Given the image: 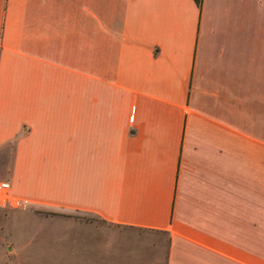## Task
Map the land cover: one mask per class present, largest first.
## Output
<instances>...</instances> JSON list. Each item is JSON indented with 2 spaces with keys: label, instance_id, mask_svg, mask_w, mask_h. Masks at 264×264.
<instances>
[{
  "label": "crops",
  "instance_id": "1",
  "mask_svg": "<svg viewBox=\"0 0 264 264\" xmlns=\"http://www.w3.org/2000/svg\"><path fill=\"white\" fill-rule=\"evenodd\" d=\"M0 152L65 264H264V0H0Z\"/></svg>",
  "mask_w": 264,
  "mask_h": 264
},
{
  "label": "rangeland",
  "instance_id": "2",
  "mask_svg": "<svg viewBox=\"0 0 264 264\" xmlns=\"http://www.w3.org/2000/svg\"><path fill=\"white\" fill-rule=\"evenodd\" d=\"M7 160L6 154L0 152V181H8ZM68 219L85 221L94 225V230L104 227L109 234H117L116 229L107 230L91 215L53 213L23 206L0 210V264H65L62 253L70 250V244L61 249L56 237L72 235L62 224ZM95 234L102 233L95 231Z\"/></svg>",
  "mask_w": 264,
  "mask_h": 264
},
{
  "label": "built area",
  "instance_id": "3",
  "mask_svg": "<svg viewBox=\"0 0 264 264\" xmlns=\"http://www.w3.org/2000/svg\"><path fill=\"white\" fill-rule=\"evenodd\" d=\"M23 203L15 197L8 181H0V210L22 207Z\"/></svg>",
  "mask_w": 264,
  "mask_h": 264
},
{
  "label": "trees",
  "instance_id": "4",
  "mask_svg": "<svg viewBox=\"0 0 264 264\" xmlns=\"http://www.w3.org/2000/svg\"><path fill=\"white\" fill-rule=\"evenodd\" d=\"M196 2L200 5L201 0H196Z\"/></svg>",
  "mask_w": 264,
  "mask_h": 264
}]
</instances>
